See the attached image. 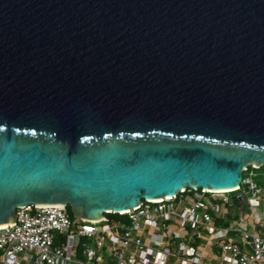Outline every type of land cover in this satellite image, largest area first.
<instances>
[{
    "label": "water",
    "instance_id": "water-1",
    "mask_svg": "<svg viewBox=\"0 0 264 264\" xmlns=\"http://www.w3.org/2000/svg\"><path fill=\"white\" fill-rule=\"evenodd\" d=\"M264 165V0H0V224L96 220ZM74 220V221H75Z\"/></svg>",
    "mask_w": 264,
    "mask_h": 264
},
{
    "label": "built area",
    "instance_id": "built-area-1",
    "mask_svg": "<svg viewBox=\"0 0 264 264\" xmlns=\"http://www.w3.org/2000/svg\"><path fill=\"white\" fill-rule=\"evenodd\" d=\"M259 166L246 164L233 188H181L116 220L19 206L0 227V264H264V187L251 178Z\"/></svg>",
    "mask_w": 264,
    "mask_h": 264
},
{
    "label": "rangeland",
    "instance_id": "rangeland-1",
    "mask_svg": "<svg viewBox=\"0 0 264 264\" xmlns=\"http://www.w3.org/2000/svg\"><path fill=\"white\" fill-rule=\"evenodd\" d=\"M253 173L254 176H251V178L264 187V167H262L261 169H254ZM245 174H246L245 172H242V175ZM244 221H246L245 217H244Z\"/></svg>",
    "mask_w": 264,
    "mask_h": 264
},
{
    "label": "trees",
    "instance_id": "trees-1",
    "mask_svg": "<svg viewBox=\"0 0 264 264\" xmlns=\"http://www.w3.org/2000/svg\"><path fill=\"white\" fill-rule=\"evenodd\" d=\"M262 167H264V165H260L257 169H261ZM66 208H67V211H68L69 215L72 216V212H71L70 206L66 205ZM105 216L110 218V219H113V220H116L118 218H123V216L118 215L117 213H105Z\"/></svg>",
    "mask_w": 264,
    "mask_h": 264
},
{
    "label": "bare ground",
    "instance_id": "bare-ground-1",
    "mask_svg": "<svg viewBox=\"0 0 264 264\" xmlns=\"http://www.w3.org/2000/svg\"><path fill=\"white\" fill-rule=\"evenodd\" d=\"M156 199H158V198H156ZM41 204V203H40ZM5 225V223H3V224H0V227H3Z\"/></svg>",
    "mask_w": 264,
    "mask_h": 264
}]
</instances>
